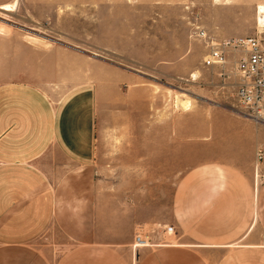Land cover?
Instances as JSON below:
<instances>
[{
	"label": "rangeland",
	"instance_id": "obj_1",
	"mask_svg": "<svg viewBox=\"0 0 264 264\" xmlns=\"http://www.w3.org/2000/svg\"><path fill=\"white\" fill-rule=\"evenodd\" d=\"M196 26L219 38L264 39V0H17L15 10L0 9V83L27 82L51 96L85 81L97 85L101 190L133 208L148 241L155 229L175 235L169 224L176 182L211 159L223 139L213 115H241L236 76L222 86L221 67H203ZM107 77L117 85L102 96ZM256 126L255 148L264 143V124ZM263 176L264 169L254 171L253 182ZM52 237L57 233H45L35 245L48 253Z\"/></svg>",
	"mask_w": 264,
	"mask_h": 264
},
{
	"label": "crops",
	"instance_id": "obj_2",
	"mask_svg": "<svg viewBox=\"0 0 264 264\" xmlns=\"http://www.w3.org/2000/svg\"><path fill=\"white\" fill-rule=\"evenodd\" d=\"M116 85L105 78L101 95ZM99 91L90 81L61 96L0 83V264H264V176L253 182L257 124L213 115L223 139L176 182L175 235L155 229L148 245L133 248L139 216L111 201L97 177ZM50 231L57 237L45 253L35 241Z\"/></svg>",
	"mask_w": 264,
	"mask_h": 264
},
{
	"label": "built area",
	"instance_id": "obj_3",
	"mask_svg": "<svg viewBox=\"0 0 264 264\" xmlns=\"http://www.w3.org/2000/svg\"><path fill=\"white\" fill-rule=\"evenodd\" d=\"M192 36L203 42L206 53L202 65L206 68L221 67L219 76L222 81L236 76L233 99L238 113L251 119L256 124H264V39L252 37L219 38L196 26ZM233 61V62H232ZM232 63V70H223ZM264 165V143L254 152V171ZM148 245V237L141 227L136 231L132 247Z\"/></svg>",
	"mask_w": 264,
	"mask_h": 264
},
{
	"label": "bare ground",
	"instance_id": "obj_4",
	"mask_svg": "<svg viewBox=\"0 0 264 264\" xmlns=\"http://www.w3.org/2000/svg\"><path fill=\"white\" fill-rule=\"evenodd\" d=\"M16 5H17V0H14L11 4L1 5L0 9L5 10V11H9V10H13V9L15 10ZM185 92H187V91L186 90L181 91V93H185Z\"/></svg>",
	"mask_w": 264,
	"mask_h": 264
}]
</instances>
